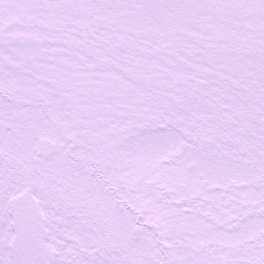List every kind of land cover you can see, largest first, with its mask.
<instances>
[{"label": "snow or ice", "instance_id": "1", "mask_svg": "<svg viewBox=\"0 0 264 264\" xmlns=\"http://www.w3.org/2000/svg\"><path fill=\"white\" fill-rule=\"evenodd\" d=\"M0 264H264V0H0Z\"/></svg>", "mask_w": 264, "mask_h": 264}]
</instances>
